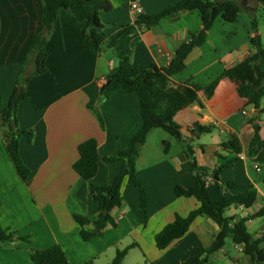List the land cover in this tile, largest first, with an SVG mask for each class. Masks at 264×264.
Segmentation results:
<instances>
[{
    "label": "crops",
    "instance_id": "crops-1",
    "mask_svg": "<svg viewBox=\"0 0 264 264\" xmlns=\"http://www.w3.org/2000/svg\"><path fill=\"white\" fill-rule=\"evenodd\" d=\"M108 1L114 9L103 14L101 21L104 33L111 37L136 19L129 9L130 0ZM137 1L145 15H155L181 0ZM242 12L249 16L252 13L243 3L239 18ZM41 14L40 0H0V113L8 107L32 40L41 31ZM252 22L248 19L240 29L234 26L236 23L216 21L206 42L187 57L186 69L171 78L174 85L190 81L201 85L199 103L184 108L174 118L181 139L153 129L146 142L137 146L133 167L148 196L147 225L140 212V192L126 180L122 188L124 202L112 213L118 219L117 226H108L100 236L84 242L80 236L82 226L75 217L87 220L85 229L94 228L99 211L89 198L90 187L114 181L121 165L106 159L128 148L143 120L137 94H115L100 107L105 124L102 129L90 107L98 105L100 89L120 60L110 49L101 54L88 52L83 38L86 23L71 10H59L46 46L48 71L30 80L26 99L18 108V129L34 133L32 141L26 137L20 140L22 160L31 171L27 181L19 175L0 130V224L16 234L13 242L0 243V264H32V250L54 245L62 248L69 264H112L117 251L131 245L135 247L129 250L124 264H186L199 248L212 244L219 227L209 218H198L183 239L165 250L156 248L155 236L176 215L186 217L199 206L194 198L175 193L177 186L189 189L194 185V164L186 154L185 141L197 164L211 171L237 158L222 170L220 179L241 188L221 190L213 185L211 194L218 200L254 187L258 192L256 203L249 209L232 207L226 216L232 219L231 226L248 219L249 233L261 217V227L255 235L250 234L253 241L264 238V113L241 94L258 82L257 70L222 79L213 96H208L212 79L253 53L250 38L258 37L264 45V27L254 30ZM202 27L198 12L180 11L156 26L136 28L122 36L118 45L129 56V61L121 64L122 74L167 67L176 50ZM28 64L29 70H34L33 58ZM256 125L260 127V140L250 156ZM197 127L208 128L209 132L197 134ZM230 136L240 141L241 154L223 147ZM90 139L98 142V173L87 182L73 165L79 159V145ZM228 239L232 244H227ZM227 240L225 248L212 256L211 264H249L244 247L237 246L232 237Z\"/></svg>",
    "mask_w": 264,
    "mask_h": 264
},
{
    "label": "trees",
    "instance_id": "trees-1",
    "mask_svg": "<svg viewBox=\"0 0 264 264\" xmlns=\"http://www.w3.org/2000/svg\"><path fill=\"white\" fill-rule=\"evenodd\" d=\"M243 0H181L176 5H171L155 15H141L134 24L123 26L114 36H107L104 33V26L101 17L105 13L113 11V6L108 0H40L42 7L41 31L34 37L29 48L28 56L23 62L18 77L16 88L10 99L8 107L0 113V130L2 131L8 151L16 169L24 181L30 178L31 171L23 162L20 154V140L26 137L32 141L34 133L32 130H19L12 126L17 123L18 108L20 103L26 99V86L34 77L43 75L48 71L46 46L52 34L57 13L61 9L71 10L75 17L86 23L83 31V38L88 52L101 54L105 49H110L120 63L129 61V56L122 51L118 40L127 34L132 33L136 28H150L156 26L165 18L174 16L180 11L198 12L203 24L198 34H192L189 41L179 47L169 65L165 68H152L150 70L134 69L129 76H124L121 71V64L115 67L107 82L100 89V100L96 107H90L102 127L105 129L104 119L100 113L102 107L115 94H137L140 99L141 115L143 125L134 135L127 149L120 151L115 157L107 158V162L121 165L120 172L110 184L97 186L92 184L89 191V198L98 205L99 215L93 223V229H85L87 220L76 216V221L82 226L81 239L89 242L92 238L100 236L108 226H117L116 219L112 216L116 208L122 206L124 194L122 191L124 182L129 180L134 183L140 192V212L143 217L144 226L147 225L148 196L136 177L133 167L134 157L137 155V146L144 144L148 134L153 129H162L169 134L181 139L180 127L174 123L176 115L184 108L199 103V91L201 85L195 82L174 85L171 78L182 73L186 69L185 61L190 53L197 47L202 46L208 36V32L218 20L233 24L238 21L242 10ZM260 5L264 0H257ZM254 30H257V23L252 22ZM249 44L253 53L240 64L233 68L224 70L220 75L212 79L209 86L208 96L212 97L218 83L224 78H234L243 75L255 68L258 72V82L241 91L243 96L249 97L256 110L264 113L261 108L264 100V45L258 37H252ZM34 59V70H29V60ZM260 127L255 126V135L250 143L249 155H253L258 146ZM209 132L208 128H196V133ZM186 154L194 164V185L185 189L181 186L175 188L178 197L194 198L199 206L191 211L188 216L176 215L174 220L166 225L156 236L155 245L160 251L167 249L172 244L183 239L190 231L192 224L198 218H209L219 227V232L214 236L212 244L208 248H199L194 257L187 260L186 264H211V258L226 246L228 237H232L237 246H243V253L249 257V264H264V248L261 247L264 238L252 240L253 236L247 228L248 219H241L231 226V218L226 216L227 211L232 207L251 208L258 199L257 190L252 187L243 192L224 196L221 199L213 198L210 189L218 186L221 190L241 188L233 182L225 183L220 179L223 169L230 167L237 161V158L230 159L214 170L200 167L195 158L189 142H184ZM225 149L235 154L242 153L240 141L230 136L223 144ZM79 159L73 165L74 171L85 181L91 182L98 173V142L90 139L78 147ZM212 177L211 185L206 184V178ZM264 183V177H263ZM107 212L106 215H103ZM15 233L5 230L0 224V243H10L15 240ZM25 240V238H23ZM27 240V239H26ZM118 250L112 264H124V260L131 248ZM32 264H69L62 248L54 245L44 250L31 251ZM93 264V263H89Z\"/></svg>",
    "mask_w": 264,
    "mask_h": 264
},
{
    "label": "rangeland",
    "instance_id": "rangeland-1",
    "mask_svg": "<svg viewBox=\"0 0 264 264\" xmlns=\"http://www.w3.org/2000/svg\"><path fill=\"white\" fill-rule=\"evenodd\" d=\"M250 15L251 16H249L248 13H243L242 12L241 17L239 18L238 22L236 23L237 25L234 24V26H237L240 29L244 28V26L247 25V22H248V19H249L250 21L255 20L256 23H257V27L258 26H260L261 28L264 27V4L260 5L259 8L256 11L252 12ZM211 54H212V52L209 51L208 55L210 56ZM190 70H191V68H190ZM226 215H227V213H226ZM261 219H262L261 217L257 218V220H259V221H257L256 228H253L252 230H250V233L252 235H255L254 231L256 229H258L259 227H261V224L259 223V222H261ZM262 223L264 224V221H262ZM227 244L228 245L232 244L231 239L227 240ZM226 258H227V256H226ZM228 260H229V258H228Z\"/></svg>",
    "mask_w": 264,
    "mask_h": 264
},
{
    "label": "built area",
    "instance_id": "built-area-1",
    "mask_svg": "<svg viewBox=\"0 0 264 264\" xmlns=\"http://www.w3.org/2000/svg\"><path fill=\"white\" fill-rule=\"evenodd\" d=\"M129 9L132 11V13L134 14L135 16V19H137L139 16L143 15V9L141 8L139 2L137 0H130L129 2ZM244 115H247L248 113L247 112H243ZM257 170L259 171V169L257 168ZM213 182V179L212 177H208L206 178V184L207 185H211V183ZM116 219V218H115ZM118 219H116V222H117Z\"/></svg>",
    "mask_w": 264,
    "mask_h": 264
},
{
    "label": "water",
    "instance_id": "water-1",
    "mask_svg": "<svg viewBox=\"0 0 264 264\" xmlns=\"http://www.w3.org/2000/svg\"><path fill=\"white\" fill-rule=\"evenodd\" d=\"M242 3L244 5L245 9H247L250 12L256 11L260 6V3L257 0H243ZM12 126L14 129L17 127V124L15 121L12 122ZM106 214H107V212L103 213V215H106Z\"/></svg>",
    "mask_w": 264,
    "mask_h": 264
}]
</instances>
